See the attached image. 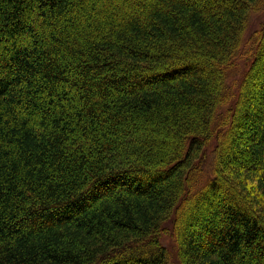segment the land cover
<instances>
[{
    "label": "trees",
    "instance_id": "16d2710c",
    "mask_svg": "<svg viewBox=\"0 0 264 264\" xmlns=\"http://www.w3.org/2000/svg\"><path fill=\"white\" fill-rule=\"evenodd\" d=\"M259 12L0 0V264H264Z\"/></svg>",
    "mask_w": 264,
    "mask_h": 264
},
{
    "label": "rangeland",
    "instance_id": "374dc122",
    "mask_svg": "<svg viewBox=\"0 0 264 264\" xmlns=\"http://www.w3.org/2000/svg\"><path fill=\"white\" fill-rule=\"evenodd\" d=\"M263 20H264V13L259 12V13L251 14L249 25H248L247 30H246L245 35H244V41L245 40L247 41L249 39L250 35L253 32H255L257 29L260 28V25L262 24ZM247 50L248 49H247L246 43H244L242 48L240 49L239 53L237 54L236 59L234 60V63H233V68H235L236 72H239L242 69L244 59H245L246 54H247ZM237 75H238V73L235 74L233 76V78L229 77L228 81L231 84V86L233 85L232 84L233 81L238 80ZM165 227H167V228H165L164 231L159 235V239L161 240V243L166 248H168L170 250L173 246L171 237L169 236L171 228H170V225H168V226L166 225Z\"/></svg>",
    "mask_w": 264,
    "mask_h": 264
}]
</instances>
